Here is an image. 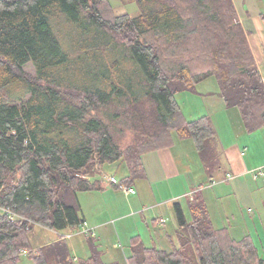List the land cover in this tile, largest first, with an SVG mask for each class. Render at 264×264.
I'll use <instances>...</instances> for the list:
<instances>
[{"label":"trees","instance_id":"obj_1","mask_svg":"<svg viewBox=\"0 0 264 264\" xmlns=\"http://www.w3.org/2000/svg\"><path fill=\"white\" fill-rule=\"evenodd\" d=\"M123 1L139 14L117 15L109 0H0V264H20L21 251L30 264H119L102 260L95 235L85 260L71 256L65 235L37 248L29 235L77 231L78 194L104 190L93 179L99 168L124 164L120 184L131 187L146 176L143 156L175 136L217 172L211 120H188L175 101L204 80L217 81L246 134L264 128V82L233 0ZM191 197L188 222L174 205L179 247L135 235L125 264H264L249 236L214 227L206 203Z\"/></svg>","mask_w":264,"mask_h":264},{"label":"rangeland","instance_id":"obj_2","mask_svg":"<svg viewBox=\"0 0 264 264\" xmlns=\"http://www.w3.org/2000/svg\"><path fill=\"white\" fill-rule=\"evenodd\" d=\"M235 4L240 11L242 6H244L243 11L241 12L242 21L240 23L246 30H248L249 37L251 40L255 39L258 36H261L260 30L256 26V21L259 23L258 15L264 13V0H234ZM115 14H127L130 16H137L139 14V9L135 3H130L129 1L123 0H109ZM234 3V2H233ZM61 27L66 33L67 25L61 21ZM249 40V38H248ZM253 44V43H252ZM64 45H68V41L64 42ZM64 45L62 44L63 49L67 52ZM255 48V47H254ZM125 54V52H123ZM120 50V54H123ZM128 54V53H127ZM130 54L127 55V58L122 59L121 65L125 68L130 64L127 63L130 58ZM130 67V66H129ZM25 71L28 73H34V69L31 64H27L24 67ZM261 72L264 80V65L261 66ZM216 83L215 79L211 77L209 80L204 82L203 85L211 86L212 83ZM203 85H199L197 90H200ZM216 88V86H214ZM143 89L141 87L137 88V93H142ZM190 93V94H189ZM175 101L183 108L185 114L188 116L194 115L196 112L202 111L204 107L202 98H198L191 94V92L179 93L175 95ZM233 111L231 115V128L239 129L241 128V119L239 113L235 109H229ZM231 113V112H229ZM218 114V113H216ZM221 115V114H218ZM217 115V120L219 116ZM217 122V121H216ZM217 130L222 138L224 127L218 122L216 124ZM260 134L259 139L264 143V130ZM176 137V136H175ZM175 146L171 149L172 157L175 162L178 164L181 175L177 179L172 180V183L168 185L164 180L166 176L165 171L163 170L162 161L165 158V153L161 154V158L158 153H150L146 156H143L142 162L144 167H146L148 172V180H151L152 190L155 192V196L149 194L150 189L147 184V180H138L134 184V193L133 197L134 206L132 209H125V198H123L119 193L116 195V200L114 205H110L112 200L110 198L100 197L98 200L97 206H91V203L96 200V196L93 194L82 195L78 194V200H80L81 207L83 210L88 212L91 211L92 214L95 213L96 209H101L103 213L108 214L109 216L121 217L125 215L124 218L130 217L123 222H119L115 225L111 221L108 222L98 235L91 237L94 244L102 252V260L105 263L116 262L119 264H125L126 258L130 255L128 244L131 236L140 234L143 238V241L148 245L147 231L146 226L143 221V216L146 217L148 225L153 216L149 212L151 208L149 205L153 198L156 200H164L165 202L159 205V209L156 210V215L163 217L166 220V225L171 223V220L174 221L175 210L174 205L179 203L183 209L185 218L190 221V213L188 209V204L192 201L190 200L192 194L195 198H201L204 196V191L207 196V193L211 194L210 182L211 180L219 181L220 176L223 172L229 171V168L224 167L223 159L220 164V168L217 172L209 175L203 163L201 162L197 151L195 150L193 143L189 139H181L176 137L174 140ZM223 150V148H221ZM253 164H261L264 162V153L255 160H252ZM264 166V165H263ZM263 166L257 167L253 170L259 169ZM106 173L107 177H114L118 182L126 175V169L124 164L115 163L111 165H104L101 167ZM252 170V171H253ZM251 173V171H250ZM98 174V173H97ZM230 176H233L231 173H228ZM227 173L225 174V176ZM251 178V177H250ZM264 178V177H263ZM262 178V179H263ZM105 178L100 177V181L105 183ZM232 179V178H231ZM252 179V178H251ZM253 180V179H252ZM261 178L253 180L252 185H257ZM227 181V180H226ZM231 181V180H230ZM264 181V179H263ZM229 182H227L228 184ZM230 183H235L231 181ZM190 190L184 191L185 187H189ZM106 190H111V187L108 184H105ZM184 188V189H183ZM190 191L192 193H190ZM212 196L206 198L208 203V210L210 212L211 218L213 219V225L216 228H227L230 236L235 240H241L245 236H249L253 243L255 244L258 254L261 258H264V207L263 202L258 200L253 202L249 196H245L238 189H228L222 195L219 196L218 188L215 190ZM182 194V195H179ZM179 195V196H178ZM170 198V199H169ZM91 208V209H90ZM133 211H137L133 213ZM130 215V216H129ZM80 216L81 210H80ZM111 220V219H110ZM116 226V227H115ZM60 232V235L72 234L68 240L69 248L71 250V256L76 258H81L85 260L89 255V245L86 241V236L76 233ZM54 237H58L54 232L45 230L43 228L36 227L34 228L30 235V243L33 248L40 247L42 245L50 243ZM166 250L171 251V249ZM20 264H30V261L26 256H21Z\"/></svg>","mask_w":264,"mask_h":264},{"label":"crops","instance_id":"obj_3","mask_svg":"<svg viewBox=\"0 0 264 264\" xmlns=\"http://www.w3.org/2000/svg\"><path fill=\"white\" fill-rule=\"evenodd\" d=\"M233 2L235 5V8H236L237 15H238V20L240 22V21H242L241 12L243 11L244 6H242V9L240 10L241 11L240 12L238 10L234 0H233ZM257 17L259 19V23L256 21V26H257L258 30H260L261 36H258L255 39L251 40V38L249 37V34H247V35L249 38V44H250L251 50L253 52L256 64L258 66L260 75L263 78L262 72H261V66L264 65V24L260 19V14ZM243 28H244V26H243ZM244 30L246 32L248 31L245 28H244ZM209 79L210 78L199 83L195 87L194 91H191V94H194V96H197L198 98H202L203 104H204V107H202L203 110L200 112H196L194 114L196 116H188L187 114H185V111L183 110V108L182 107H180V108H181V111L183 112L184 116L188 120H194V119H197V118L202 117V116L209 117V119L211 120V123L213 124V127L215 129V132L217 134L220 149L223 148V150L221 149V151H222L221 162L223 159L224 167L226 168V166H227V168H229L230 172H228V171L223 172V174H222V176H220V179L218 182L214 180L215 184L214 185L210 184V186H212L210 189L212 193L211 194L207 193V196H206L205 191H204V196H202L201 199L206 203V205L208 207V203L206 202V198H208L209 196L211 197L213 193H214V195H216L217 192L215 190H216V188H218V191H219L218 194L220 197L222 195H224V193L228 189H231V190L232 189H238L242 192V194L244 196H245V190H246V195L249 196L253 202L254 201L257 202L258 200H260L262 202V201H264V181H263L264 178L263 179L261 178V180H260L261 182H259L257 185H252L251 182H255V181H253L251 179L252 177H251L250 171H252L253 169H255L257 167L264 165V162L261 164H257V165L253 164V162H252V160L256 161V159L264 153V143L261 142V140H258L260 134L263 133L262 131L264 130V128L253 133V134H250V135L245 133V131L242 127L241 121H240L241 128L240 127H239V129L231 128L232 124H231V121H229V120H231L230 114H234V113H232L233 111H231V110L229 111V108H226L223 100L218 95V84H217L216 80H215L216 83L213 82L212 83L213 85H211V86L203 85L204 82H206ZM263 82H264V80H263ZM201 84L203 85V87L200 90H197V87ZM214 86H216V88ZM229 112H231V113H229ZM216 113L221 114V115H218ZM217 115L219 116V120H217ZM216 121L220 125H223V127H224L222 138L219 134V131L217 130V126H216L217 122ZM174 139H176V137ZM263 141H264V137H263ZM174 146H175V143L169 149H163V150L155 152V153L159 154L160 158H161V154L163 152L166 154L164 160L162 161V159H161V162H162L163 170L165 171V174H166V176L164 177V180L166 181V183L168 185H170L172 183V180L177 179V177L181 175V170H180L178 164L175 162L174 158L172 157L173 153H171V149H173ZM243 151H244V155L241 154ZM144 168H145L146 176L143 180H147V184H148L149 189H150L149 194L152 196H155V192L151 188L152 187L151 180H148L149 175H148L147 169H146V167H144ZM125 169H126V167H125ZM126 172H127V169H126ZM226 173L227 174L231 173L233 176H230V179L227 180V178H225ZM101 176L105 178V180L103 179L105 181V183L102 182V186L104 187L103 191H93V192H89V193H80V194L86 195V196L88 194H93L94 196H96V200L91 203V206H97L98 200L100 197L110 198L112 200L110 205H114V203H115L114 200H116V196H117L116 194L119 193V191H121V192H123V191L118 189V188L113 187L112 185H110V183L107 179L110 177H107L106 173L103 171L102 168L98 169V174L93 179L100 181ZM230 180L235 182V183H233V184L230 183L231 182ZM227 182H229V183L227 184ZM105 184H108L111 187V190H106ZM131 187L135 188L134 185H132ZM190 189H191L190 186L185 187L184 191H188ZM190 193H192V192L190 191ZM119 194L120 195L122 194L123 196L122 195L121 196L123 198H125V200H124L126 203L125 209H132L134 206L133 197H131L132 194H125L124 192L119 193ZM179 195H182V194H179ZM192 196H193V194H192ZM78 201L80 204L82 219L87 223V225L90 227V229H93L95 236L98 235L100 233V231L106 225H108L109 221H111L112 223H115V225H116L117 223L123 222V221L127 220L128 218H130V217L124 218L125 215H122L121 217L115 218V216H109L108 214L103 213V211L101 209L98 210L96 208L94 209L95 213L92 214L91 211L88 212L86 210H83L81 207L80 200H78ZM164 202H165L164 200L160 201V200H156L155 198H153V200L151 201V203L149 205V208H151V210L149 212L151 213V215L153 217L150 218L151 219L150 226L148 225V221L146 220V217L143 216V221H144V224L146 226L147 238H148L149 244L147 245L143 241V238L140 234H136V235L140 236L142 242L146 246H155L161 250L168 251V250H166L167 246L169 247L168 249H171V250L179 247V243H178V239H177V236L179 233V227L177 225L175 218H174V221L171 220V223L166 225V220L163 217L157 216L155 214L156 210L159 209V205H161ZM263 207H264V202H263ZM188 209H189V205H188ZM135 212H137V211H133V213H135ZM189 213H190V211H189ZM190 217H191V214H190ZM160 219H162L164 222L159 223ZM212 221H213V219H212ZM187 222H188V220H187ZM55 234L58 235V237L62 236L59 233L58 234L55 233ZM58 237H56V238L54 237V239L51 242L58 240ZM131 237H133V236H131ZM67 240H69V239H67ZM128 246H129V244H128ZM74 258H76V257H74Z\"/></svg>","mask_w":264,"mask_h":264},{"label":"built area","instance_id":"obj_4","mask_svg":"<svg viewBox=\"0 0 264 264\" xmlns=\"http://www.w3.org/2000/svg\"><path fill=\"white\" fill-rule=\"evenodd\" d=\"M241 154L244 155V151ZM250 174L253 180L263 178L264 177V166L259 169L251 171ZM226 178L230 179V175L227 174ZM107 179L109 183H111L116 188L122 190L125 194H132L134 192V189L132 187H129L128 185L120 184V182H118L114 177H110ZM213 184H215L214 181L211 182V185ZM163 222L164 221L162 219L159 220V223H163ZM76 233L81 234L86 237L94 235L93 229H90V227L87 225L85 221L82 223V225L79 227ZM71 235L72 234L65 235V238L69 239ZM21 254L25 256L26 251H21Z\"/></svg>","mask_w":264,"mask_h":264}]
</instances>
